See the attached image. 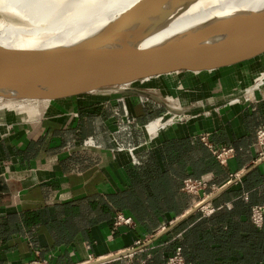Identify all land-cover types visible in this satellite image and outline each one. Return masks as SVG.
<instances>
[{
    "label": "crops",
    "instance_id": "obj_1",
    "mask_svg": "<svg viewBox=\"0 0 264 264\" xmlns=\"http://www.w3.org/2000/svg\"><path fill=\"white\" fill-rule=\"evenodd\" d=\"M249 71L240 65L179 81L187 80V92L205 84L187 93L203 94L244 81ZM140 93L57 100L9 133L0 125V264H84L136 248L106 264H166L176 247L186 264H264V221L260 228L250 221L251 207L264 202L255 137L264 126V87L241 102L183 106L155 134L146 127L164 116L165 98ZM124 111L140 132H119ZM202 136L234 155L221 165ZM115 143L136 148L119 153ZM186 178L231 184L210 201L211 213L197 211L156 238L194 208L197 198L181 191ZM118 213L133 225L116 227Z\"/></svg>",
    "mask_w": 264,
    "mask_h": 264
},
{
    "label": "bare ground",
    "instance_id": "obj_2",
    "mask_svg": "<svg viewBox=\"0 0 264 264\" xmlns=\"http://www.w3.org/2000/svg\"><path fill=\"white\" fill-rule=\"evenodd\" d=\"M263 21L264 0H0V53L9 55L4 60L0 58V71L14 66H27L24 59L8 58L16 57L13 54L17 52L25 53L28 50L47 53L46 62L30 65L41 66L39 70L66 71L71 61L57 64L58 50H70L76 54L89 53L88 57L76 56L72 59L82 62L92 57L103 58L100 54L108 53L111 56L108 60H101L99 67L103 61L102 64L106 62L105 69L115 71L133 58L143 56L150 49L184 48L189 54L191 49L198 51L229 39L235 34L232 29L237 25L242 27ZM72 39L92 41L72 49ZM260 56L257 55L240 65L248 67V63L256 61ZM75 72L73 76L89 71ZM249 72L250 78L257 81V84L249 87L246 97L264 87V62L251 67ZM200 74L202 73L198 71H190L186 76ZM171 77L178 79L177 70L151 76L143 82L148 86L158 87L162 79ZM67 78H63L66 82L62 85L56 86L33 85L24 90L0 87V97L17 100L27 98L32 93L69 94L74 91L73 83L87 80L72 81ZM247 80L232 85L237 86ZM205 86L203 84L192 87L195 91H200ZM218 91L220 90L214 92ZM1 100L3 99H0V109H15L27 113L38 111V106H44L48 102L47 98L31 99V105L28 101H25V105L21 102L17 104L15 102L18 101L15 100L14 104L2 103ZM169 107L174 111L178 110ZM41 112L37 113L38 116H41ZM179 118V113L170 115L164 121L162 117L151 122L146 129L148 133L155 134L161 127ZM123 151L125 150L117 152Z\"/></svg>",
    "mask_w": 264,
    "mask_h": 264
},
{
    "label": "water",
    "instance_id": "obj_3",
    "mask_svg": "<svg viewBox=\"0 0 264 264\" xmlns=\"http://www.w3.org/2000/svg\"><path fill=\"white\" fill-rule=\"evenodd\" d=\"M232 31H234L235 34L224 42L216 46L203 47L198 51L191 49L189 54L188 50L184 48L177 49L175 47H160L150 49L143 53V56L133 58L115 71L105 69L104 65L106 62L105 64H102L103 61L99 67V62L101 60H108L111 56L108 53L100 54L104 56L103 58L92 57L88 61L83 62L71 59L69 60L71 61V65L68 66L66 71L62 69L44 71L38 69L41 66L33 67L30 65L38 64L47 53L32 52L25 54L17 52L13 55L20 59H24V61H26L25 65L27 66H14L12 68H5L1 70L0 87L24 90L25 88L33 85H62L66 82L63 81V78L65 77H68L72 81L87 79L83 82L77 81L78 83H73L74 91L69 94L45 95L41 93H32L31 96H28L27 98H19L24 100H40L47 98L48 102H46L43 106L42 111L50 103L57 100H64L67 98L86 99L89 98L88 96L96 95L100 92H108L109 95H118L119 98L120 95L127 92H146L147 94H144L146 96L157 94L163 98H171L188 91L189 84L187 83V80L185 82L179 81L173 83L171 86L160 82L158 87H151L143 82L144 79L154 75L174 72L176 70H187L193 72L204 71V74H211L213 72L233 68L257 55H261L260 57L264 59V21L242 27L237 25L232 29ZM3 54L4 53H0V58L2 60L9 56ZM88 56L89 53L87 52L77 54V57L79 58H85ZM114 61L117 62V60ZM0 63H2L1 60ZM78 70H85L89 72L73 76V74L76 73L75 71ZM230 184L231 183L223 186L209 198L204 200L199 206L192 208L181 218L174 221L166 230L158 234L156 238L169 232L173 227L188 218L190 215L208 205L211 200L223 192ZM143 248L144 247L141 249ZM138 250H140V248L126 250L113 256L97 259L88 264H106L133 255Z\"/></svg>",
    "mask_w": 264,
    "mask_h": 264
},
{
    "label": "built area",
    "instance_id": "obj_4",
    "mask_svg": "<svg viewBox=\"0 0 264 264\" xmlns=\"http://www.w3.org/2000/svg\"><path fill=\"white\" fill-rule=\"evenodd\" d=\"M141 103L147 104L148 101L142 100ZM124 112L125 113L123 114V116L119 118V126H118L119 132H127L129 135L131 134L132 131L140 132L139 131L140 127L137 126L135 119L130 117L126 111ZM160 119L161 117L159 118V120ZM255 137H256V145L259 149V157L264 158V126L257 128ZM200 140L210 150L211 154L221 165L226 164L227 160L231 158L235 153V150L231 147H222V148L214 147L208 141V138L206 136H202ZM133 148H136V147L131 143L129 144L128 143L126 144L115 143V151L131 150ZM131 158H134V155H132ZM218 190H219L218 187L209 185L207 182L203 180L192 179V178L184 179L181 185L182 192L189 194V195H193L197 198V201L195 202L194 207L199 206L204 200L209 198L212 194H214ZM207 206L208 205L202 207L199 211L208 215L209 213L212 212V210L208 209ZM250 221L257 228H260L262 226L263 221H264V202H262L259 205L251 207ZM132 225H133V221L130 217H125L121 213H118L116 215V218H115L116 227L117 226L130 227ZM90 262H93L91 258H89V260L84 264H88ZM28 264H48V262L43 259H35V260L30 261ZM166 264H186L182 256V250L180 247H176L173 253L166 258Z\"/></svg>",
    "mask_w": 264,
    "mask_h": 264
},
{
    "label": "rangeland",
    "instance_id": "obj_5",
    "mask_svg": "<svg viewBox=\"0 0 264 264\" xmlns=\"http://www.w3.org/2000/svg\"><path fill=\"white\" fill-rule=\"evenodd\" d=\"M72 40H73V43L71 44V48L72 49H75L79 45L83 46V45H85V44H87V43L92 41V40L89 41V40H81V39H77V40L72 39ZM27 53H32V52L28 50L27 52H25V54H27ZM263 55H264V53H263ZM76 56H77V54L71 52L70 50H58L57 64H62L64 61L73 59ZM8 59L18 60L19 58L18 57H13V58H8ZM47 60H48L47 56L44 55L42 60H40V63H44ZM262 62H264L263 58L259 57V58H257L256 61H254V62L251 61L250 63H248V67L249 68L256 67L259 64H261ZM237 66H240V65H237ZM189 72L190 71H187V70H177L178 79H175L173 77H171L169 79L173 80L172 82L176 83L181 78L185 77L187 75V73H189ZM198 72L204 74V71H198ZM164 81L167 82V80H164ZM253 84L254 85L257 84V81L252 80V77L251 78L249 77L248 80L245 81L244 83L242 82V83H240L237 86L229 85V86L225 87L224 89H220V91H218V92H209V93H203V94H192V95L190 94V95H187V93L195 91L193 89V91L186 92L184 94V96H181V97L174 96V97H171V98L161 99V101L164 102L167 105V107L169 108V109H167V107H166L167 110H164V112H163V114H164L163 121L165 119H167L172 114H178V113L181 114L182 112L180 111V109H182L183 106H190V109H198V108H201L202 106H204V104L211 103V102H216V101H226L228 103H230V102L231 103L232 102L235 103V102H241L242 100H249L250 98H252V96H254V94L252 96H250V97H246L245 95L249 93V90H250V88L252 87ZM226 90H230V91L232 90L233 92L230 93V92H227ZM200 91H202V90H200ZM0 99H3V100H1V102L2 101L4 103L11 102L12 104H14L13 102H15V101H18V102H15L17 104H19L21 102V104H25V105L27 104L26 103L27 101H28V103L31 102V100H24V99H17V100L16 99L12 100V99H9V98H0ZM176 99L178 101H180V102H178ZM31 103H30V105H31ZM190 103H192V104H190ZM168 105L171 106L172 108H175V109H178V110L174 111ZM32 106H34V104ZM38 107H39L37 109L38 111L34 110L31 113H29V112L28 113L27 112H20L19 110L16 111L15 109L0 110V115L4 114V115H2L0 117V125L1 126H9V127H7V131L9 133L13 129L12 126H10V125H12V124L18 125V124H20L22 122H27L29 120L37 119L38 117H40V116H38L37 113L39 111H42L43 106H38ZM184 115H185V113L182 116H184ZM7 118L8 119L12 118V119L8 120Z\"/></svg>",
    "mask_w": 264,
    "mask_h": 264
}]
</instances>
